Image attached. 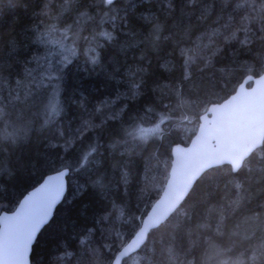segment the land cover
Segmentation results:
<instances>
[{"label": "trees", "instance_id": "16d2710c", "mask_svg": "<svg viewBox=\"0 0 264 264\" xmlns=\"http://www.w3.org/2000/svg\"><path fill=\"white\" fill-rule=\"evenodd\" d=\"M14 3L0 14V213L68 168L31 264H112L173 147L264 73V0ZM123 264H264V144L238 172H205Z\"/></svg>", "mask_w": 264, "mask_h": 264}, {"label": "water", "instance_id": "95a60500", "mask_svg": "<svg viewBox=\"0 0 264 264\" xmlns=\"http://www.w3.org/2000/svg\"><path fill=\"white\" fill-rule=\"evenodd\" d=\"M263 144L264 73L248 75L231 96L210 105L200 116L191 140L173 147L169 176L161 195L112 264H123L138 252L150 232L177 211L205 172L223 165L238 172ZM69 173L65 168L47 175L21 198L13 211L0 213V264H31L39 233L66 196Z\"/></svg>", "mask_w": 264, "mask_h": 264}, {"label": "snow or ice", "instance_id": "6c2138e0", "mask_svg": "<svg viewBox=\"0 0 264 264\" xmlns=\"http://www.w3.org/2000/svg\"><path fill=\"white\" fill-rule=\"evenodd\" d=\"M111 2V0H110ZM192 3H195V0H191ZM7 3L10 5V6H15V3H14V0H7ZM3 12V0H0V14H2Z\"/></svg>", "mask_w": 264, "mask_h": 264}, {"label": "rangeland", "instance_id": "374dc122", "mask_svg": "<svg viewBox=\"0 0 264 264\" xmlns=\"http://www.w3.org/2000/svg\"><path fill=\"white\" fill-rule=\"evenodd\" d=\"M156 130H157V128H150V129H147L146 132H145V135L153 134V133H155Z\"/></svg>", "mask_w": 264, "mask_h": 264}, {"label": "bare ground", "instance_id": "6f19581e", "mask_svg": "<svg viewBox=\"0 0 264 264\" xmlns=\"http://www.w3.org/2000/svg\"><path fill=\"white\" fill-rule=\"evenodd\" d=\"M177 145V144H176Z\"/></svg>", "mask_w": 264, "mask_h": 264}]
</instances>
